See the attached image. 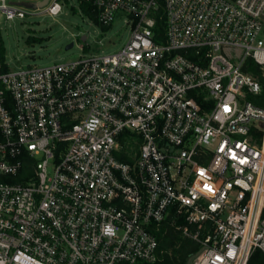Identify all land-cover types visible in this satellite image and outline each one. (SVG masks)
<instances>
[{
	"label": "built area",
	"instance_id": "2783aa9c",
	"mask_svg": "<svg viewBox=\"0 0 264 264\" xmlns=\"http://www.w3.org/2000/svg\"><path fill=\"white\" fill-rule=\"evenodd\" d=\"M81 2L124 18L121 49L19 68L0 52V264L155 263L170 216L199 244L188 264H248L264 252V0ZM25 7L0 0L7 19Z\"/></svg>",
	"mask_w": 264,
	"mask_h": 264
},
{
	"label": "rangeland",
	"instance_id": "374dc122",
	"mask_svg": "<svg viewBox=\"0 0 264 264\" xmlns=\"http://www.w3.org/2000/svg\"><path fill=\"white\" fill-rule=\"evenodd\" d=\"M61 4L58 14L42 12L43 8L25 7V17L7 19L0 11V36L10 68L43 66L75 59L82 54H110L121 49L127 41L130 26L122 16L104 26L85 14L78 0ZM83 35H86L85 40ZM70 43L73 45L67 48Z\"/></svg>",
	"mask_w": 264,
	"mask_h": 264
},
{
	"label": "trees",
	"instance_id": "16d2710c",
	"mask_svg": "<svg viewBox=\"0 0 264 264\" xmlns=\"http://www.w3.org/2000/svg\"><path fill=\"white\" fill-rule=\"evenodd\" d=\"M79 6L82 11L92 19L96 20L95 12L91 11V5L81 2ZM160 12H163L162 6ZM159 26L163 27L164 22L158 18ZM0 52L5 59V49L3 40L0 36ZM253 71H259L258 66L254 65ZM264 95V93H263ZM124 160H129L130 157L126 154L120 156ZM27 168H30L29 166ZM172 216L168 217L156 231L159 245H160V258L155 263L137 262L136 264H188L190 259L199 249V244L190 237L184 236L182 231L177 228V225L184 223L182 217L175 218V224H172ZM248 264H264V252L260 249L255 250L249 258Z\"/></svg>",
	"mask_w": 264,
	"mask_h": 264
},
{
	"label": "water",
	"instance_id": "95a60500",
	"mask_svg": "<svg viewBox=\"0 0 264 264\" xmlns=\"http://www.w3.org/2000/svg\"><path fill=\"white\" fill-rule=\"evenodd\" d=\"M49 1L50 0H39L37 2H35V1H23V2H17V3L22 4V5L29 7V8H43L49 3ZM82 39L85 40L86 35H83ZM72 45H73V43H70L67 46V48H70Z\"/></svg>",
	"mask_w": 264,
	"mask_h": 264
},
{
	"label": "clouds",
	"instance_id": "9594fccd",
	"mask_svg": "<svg viewBox=\"0 0 264 264\" xmlns=\"http://www.w3.org/2000/svg\"><path fill=\"white\" fill-rule=\"evenodd\" d=\"M105 231L107 234H114V229H112L111 227H107Z\"/></svg>",
	"mask_w": 264,
	"mask_h": 264
}]
</instances>
